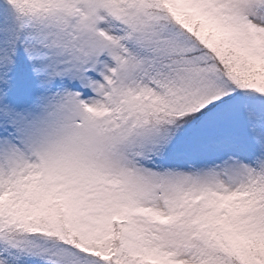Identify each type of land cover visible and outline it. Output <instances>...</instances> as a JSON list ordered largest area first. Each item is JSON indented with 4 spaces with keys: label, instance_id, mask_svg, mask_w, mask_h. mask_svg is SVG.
Returning <instances> with one entry per match:
<instances>
[{
    "label": "snow or ice",
    "instance_id": "6c2138e0",
    "mask_svg": "<svg viewBox=\"0 0 264 264\" xmlns=\"http://www.w3.org/2000/svg\"><path fill=\"white\" fill-rule=\"evenodd\" d=\"M0 264H264V0H0Z\"/></svg>",
    "mask_w": 264,
    "mask_h": 264
}]
</instances>
